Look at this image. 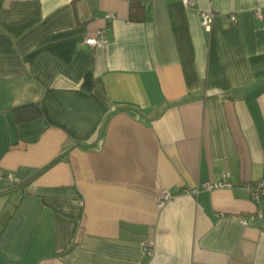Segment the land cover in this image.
I'll return each mask as SVG.
<instances>
[{
  "label": "crops",
  "instance_id": "crops-1",
  "mask_svg": "<svg viewBox=\"0 0 264 264\" xmlns=\"http://www.w3.org/2000/svg\"><path fill=\"white\" fill-rule=\"evenodd\" d=\"M145 1L0 0V264H264V0Z\"/></svg>",
  "mask_w": 264,
  "mask_h": 264
},
{
  "label": "built area",
  "instance_id": "built-area-1",
  "mask_svg": "<svg viewBox=\"0 0 264 264\" xmlns=\"http://www.w3.org/2000/svg\"><path fill=\"white\" fill-rule=\"evenodd\" d=\"M186 5H193V0H183ZM112 14H109L111 16ZM213 12L209 10H203L200 12V23L201 25L209 29L213 20ZM231 18L235 19V16L231 14ZM84 42L89 44L91 47L95 46H104L106 43L105 37V28H99L93 35L86 36L84 38ZM8 177L12 179V175L8 174ZM233 185L232 180L229 178V174L227 172H223L221 177L217 180H207L202 183V188L211 189V188H219V187H230ZM244 190L249 194L252 199H258L259 196L264 195V179H256L251 181H245L241 184ZM172 194L168 191H164L158 195L157 202L161 204L164 199L170 197ZM222 213V212H221ZM261 216V212L257 210L251 214H232V217L237 218L242 224L249 223L253 218H258ZM153 244L152 239H148L145 242V248L148 251H151V245Z\"/></svg>",
  "mask_w": 264,
  "mask_h": 264
},
{
  "label": "trees",
  "instance_id": "trees-1",
  "mask_svg": "<svg viewBox=\"0 0 264 264\" xmlns=\"http://www.w3.org/2000/svg\"><path fill=\"white\" fill-rule=\"evenodd\" d=\"M128 1H129L128 19H130L132 21L143 20L145 17L146 1L145 0H128ZM38 114H40V111H34L32 114L29 113L24 118L25 119H32V118L37 117ZM57 159H58V157L54 158L48 165L52 164ZM46 167H44V168H46ZM44 168L42 167V168H38V169L34 170L33 173L31 174V177H35V175L40 173Z\"/></svg>",
  "mask_w": 264,
  "mask_h": 264
}]
</instances>
